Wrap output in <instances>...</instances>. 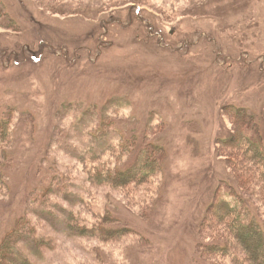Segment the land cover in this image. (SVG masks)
<instances>
[{
    "label": "rangeland",
    "instance_id": "rangeland-1",
    "mask_svg": "<svg viewBox=\"0 0 264 264\" xmlns=\"http://www.w3.org/2000/svg\"><path fill=\"white\" fill-rule=\"evenodd\" d=\"M234 107L264 130V0H0V248L25 218L36 264H250L215 212L243 180ZM148 143L166 155L151 183L93 181Z\"/></svg>",
    "mask_w": 264,
    "mask_h": 264
},
{
    "label": "trees",
    "instance_id": "trees-1",
    "mask_svg": "<svg viewBox=\"0 0 264 264\" xmlns=\"http://www.w3.org/2000/svg\"><path fill=\"white\" fill-rule=\"evenodd\" d=\"M232 110L237 118V127L240 129V134L237 138L235 136L230 139L231 143L228 140L224 146L228 149L230 158L235 159L236 171L239 177L243 179L238 182L242 189L233 187L232 193L237 197V200L229 199L221 194L216 203L215 212L217 217L219 215H230L228 218L227 216L226 218H221L219 222L221 223L220 225L225 226L228 235L232 237V241L235 240L245 250L247 254L245 261L250 264H264L263 221L258 220L257 216L250 210L246 211L247 207L252 208L251 204L254 201L247 191L248 186L258 184L257 181L259 180L260 188L263 192L261 196L264 198V130L257 123L256 117L249 109L234 107ZM11 125V121L1 122L0 139H3L2 141L12 138ZM5 144L0 143V153H3L2 158L8 161L10 147H8L9 143H7V147L4 146ZM143 154H145L144 162H139L136 167H122L117 170L106 168L101 170L102 174H96L98 169L92 171L93 181L101 185L110 183L118 188L129 187L134 184L139 186L148 185L164 167L165 148L155 143H148ZM3 165L6 166L4 162H2ZM4 169L2 170L0 165L1 183L5 181L2 173L3 171L6 172V169ZM104 172H108V175L105 176L104 174L106 173ZM258 173H260V179L257 176ZM224 205L227 206L224 207ZM229 205L234 208L233 213L230 212ZM212 222L216 223L215 221ZM241 222L243 223L241 224ZM34 236L39 242H46V240L41 238L40 229L35 221H29L24 218L16 230L2 244L0 248V264H36L32 257L22 255L19 251L21 240L26 237L25 239L29 241ZM221 245L223 246L224 244ZM214 250L210 248L208 253L213 255ZM229 250L231 251V248ZM216 251L218 252L217 248ZM217 254L218 256L220 255L219 253ZM240 261H244V258L237 257V264H240Z\"/></svg>",
    "mask_w": 264,
    "mask_h": 264
}]
</instances>
